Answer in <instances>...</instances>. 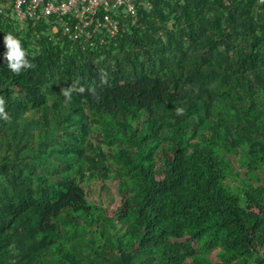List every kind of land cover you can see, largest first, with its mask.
Returning <instances> with one entry per match:
<instances>
[{
    "label": "trees",
    "instance_id": "1",
    "mask_svg": "<svg viewBox=\"0 0 264 264\" xmlns=\"http://www.w3.org/2000/svg\"><path fill=\"white\" fill-rule=\"evenodd\" d=\"M117 11L73 38L0 0V264H264V0Z\"/></svg>",
    "mask_w": 264,
    "mask_h": 264
},
{
    "label": "built area",
    "instance_id": "2",
    "mask_svg": "<svg viewBox=\"0 0 264 264\" xmlns=\"http://www.w3.org/2000/svg\"><path fill=\"white\" fill-rule=\"evenodd\" d=\"M144 1L146 0H11V3L20 21L28 17L39 19L53 15L64 23V32L71 37L90 38L100 29H105L110 36H116L123 29L124 23L120 22L118 14L114 16L111 11L122 9V16L128 15L134 21L137 4ZM71 19L74 21L73 25Z\"/></svg>",
    "mask_w": 264,
    "mask_h": 264
},
{
    "label": "clouds",
    "instance_id": "3",
    "mask_svg": "<svg viewBox=\"0 0 264 264\" xmlns=\"http://www.w3.org/2000/svg\"><path fill=\"white\" fill-rule=\"evenodd\" d=\"M3 43L6 50L2 54V59L5 61L10 72L19 75L25 69L34 66L28 59L27 50L18 36L11 32L5 33L3 36ZM103 78L105 82H107V77L104 76ZM61 91L65 97L70 99L74 91L84 92L85 88L83 86L77 87L74 84L63 87ZM5 106V97L0 95V118L7 120L9 119V114L5 111ZM182 112L183 109H177L178 114H181Z\"/></svg>",
    "mask_w": 264,
    "mask_h": 264
},
{
    "label": "rangeland",
    "instance_id": "4",
    "mask_svg": "<svg viewBox=\"0 0 264 264\" xmlns=\"http://www.w3.org/2000/svg\"><path fill=\"white\" fill-rule=\"evenodd\" d=\"M116 182L112 181L109 184V188H100L98 184H92L89 189V195L95 200H103V203L108 207H114L118 204L119 198L117 195Z\"/></svg>",
    "mask_w": 264,
    "mask_h": 264
}]
</instances>
